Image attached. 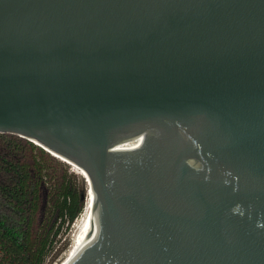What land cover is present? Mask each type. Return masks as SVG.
I'll use <instances>...</instances> for the list:
<instances>
[{
    "label": "water",
    "instance_id": "water-1",
    "mask_svg": "<svg viewBox=\"0 0 264 264\" xmlns=\"http://www.w3.org/2000/svg\"><path fill=\"white\" fill-rule=\"evenodd\" d=\"M0 132L84 172L53 264H264V0H0Z\"/></svg>",
    "mask_w": 264,
    "mask_h": 264
},
{
    "label": "trees",
    "instance_id": "trees-1",
    "mask_svg": "<svg viewBox=\"0 0 264 264\" xmlns=\"http://www.w3.org/2000/svg\"><path fill=\"white\" fill-rule=\"evenodd\" d=\"M51 159L30 140L0 132V264H43L60 234L84 208L81 188L63 170L45 187L48 214L37 219L42 207L39 188L51 178L46 163ZM35 221L42 232L33 231Z\"/></svg>",
    "mask_w": 264,
    "mask_h": 264
},
{
    "label": "rangeland",
    "instance_id": "rangeland-1",
    "mask_svg": "<svg viewBox=\"0 0 264 264\" xmlns=\"http://www.w3.org/2000/svg\"><path fill=\"white\" fill-rule=\"evenodd\" d=\"M49 153V152H48ZM53 156L54 159L46 160V163L48 164V171L50 172L51 178L39 188V194H40V203L42 204V207H40L38 213H37V219L46 218L47 216V206L49 203V198L46 194L47 189L45 187H48L50 183H52L53 179L52 177L56 178L61 175L63 170L67 172L70 175V178L73 179V183L76 184L78 188H81V196H82V206L85 205L86 198L88 196V186L84 179V175L80 172L78 168H76L74 165L62 160L61 158L49 153ZM86 196V197H85ZM83 214V207L80 211V213L73 219V221L69 224V227L60 234L59 239L55 242L54 248L49 253L48 256L44 259L43 264H53L55 260L65 251V249L72 243V240L76 234L77 225L80 222L81 216ZM50 217V219H52ZM78 221V222H77ZM58 222V220H57ZM39 223V221H35L34 223V232H42L43 228L40 226H35ZM75 231V232H74ZM74 233V234H73ZM71 235V236H70ZM73 237V238H72ZM71 242V243H70Z\"/></svg>",
    "mask_w": 264,
    "mask_h": 264
},
{
    "label": "bare ground",
    "instance_id": "bare-ground-1",
    "mask_svg": "<svg viewBox=\"0 0 264 264\" xmlns=\"http://www.w3.org/2000/svg\"><path fill=\"white\" fill-rule=\"evenodd\" d=\"M129 146H133V141H131V142H127V143H123V144H120V146H119V148H121V147H129ZM56 156H58L59 157V159L61 158V159H63V160H66V159H64V158H62L61 156H59V155H57L56 154ZM68 163H70V164H72V165H74L76 168H78V166H76L74 163H72V162H70L69 160H66ZM79 170H80V172L84 175V172L80 169V168H78ZM88 190H89V188H88ZM86 197V196H85ZM90 214V203H89V197L87 196V198H86V202H85V205H84V208H83V214H82V216H81V218H79L80 219V222L78 223V225H77V230H76V234H75V236H74V238H73V240H72V242L76 239V237L79 235V232H80V228H81V224H82V222L86 219V217L88 216ZM78 222V221H77ZM75 232V231H74ZM74 234V233H73ZM71 236V235H70ZM71 243V242H70Z\"/></svg>",
    "mask_w": 264,
    "mask_h": 264
}]
</instances>
